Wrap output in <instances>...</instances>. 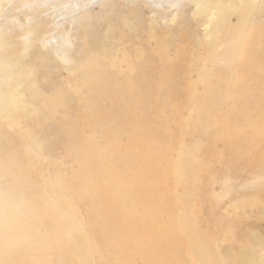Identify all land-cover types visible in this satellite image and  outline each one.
<instances>
[{
	"label": "rangeland",
	"instance_id": "rangeland-1",
	"mask_svg": "<svg viewBox=\"0 0 264 264\" xmlns=\"http://www.w3.org/2000/svg\"><path fill=\"white\" fill-rule=\"evenodd\" d=\"M9 3L0 0V9L5 5L0 11V98L11 97L0 107L5 111L0 121L7 115L28 130L32 184L62 190L61 199L47 194L67 215L68 222L59 228L67 243L88 249L91 264L115 261L76 194L79 185L72 177L80 170L60 129L68 118L86 141L106 146L95 132L96 113L84 104L82 67L95 59L118 82L133 79L140 68L148 70L159 94L149 103L152 113L139 104L132 117L149 115L170 140L162 142L155 132L148 136L154 153L165 155L163 183L159 178L142 186L124 167L111 172L117 181L109 184L111 219L104 235L111 240L116 235L112 242L122 247L130 264H144L141 250L162 258L156 252L162 222L183 240L196 239L192 251H185L183 243L176 248L175 256L184 252L180 264H194L195 258L200 264L202 256L210 264H236L238 254L257 256L264 264V215L254 214L264 206V0ZM171 72L178 88L167 99L163 92ZM130 138L143 142L141 136L120 132L116 154L127 155ZM167 204L176 210L172 220L162 212ZM206 216H211L208 223ZM73 221L81 234L69 227ZM36 233L45 241L50 237L45 226ZM195 234L204 240L203 249ZM68 249L44 250L47 264H68Z\"/></svg>",
	"mask_w": 264,
	"mask_h": 264
},
{
	"label": "bare ground",
	"instance_id": "bare-ground-1",
	"mask_svg": "<svg viewBox=\"0 0 264 264\" xmlns=\"http://www.w3.org/2000/svg\"><path fill=\"white\" fill-rule=\"evenodd\" d=\"M9 1L7 0V5ZM1 9L0 11H2ZM82 71L84 74L83 86L86 89L84 104L96 113L95 132L105 139L106 146L101 149L93 143L92 139L86 141L81 134H78L75 124L68 118H64L60 129L64 132L67 141V153L80 170V174L74 175L72 180H76L79 185L76 194L84 201L90 222L96 228L95 234L100 237L103 247L111 250L114 256L113 264H130L127 256L123 257L125 252L121 249L122 247L117 248L112 242L116 239V235L114 234L111 240L107 234L105 236L102 232V230L106 232L108 223L110 224L109 219H111L108 209L109 201L112 198L109 184L116 180L115 175H111V172L116 171L117 167L128 169L134 180L139 179V182H142V186L146 184V181H155L159 178L163 183L165 176L162 173L161 164L165 155L154 153L148 136L155 132L158 134L157 138L162 142L169 138L160 135V128L154 124L149 115H146L145 118L132 117L135 106L139 104H143L147 114L152 113L149 103L154 99L153 97L159 94V87L149 78L148 70L145 67L136 70L133 79L122 82L115 81L105 66L95 59L84 65ZM173 75L174 72H171L165 82L163 94L167 99L173 98L177 93L178 86L175 83L177 81ZM133 91H135L134 94H132ZM10 99V96L3 100L0 98V107H5V101ZM124 102H126V106L125 109H122L120 106ZM106 103H109L108 107H106ZM3 112L5 111H1L0 114ZM106 127L114 129L112 134L105 132L104 128ZM120 132L131 134L134 137L141 136L143 139L142 144H139L130 138L125 157L115 153L119 147L117 139ZM29 138L28 130L16 120L10 119L6 115L4 120L0 121V264H47V255L43 253L44 250L53 251L61 245L71 246V249L67 250L68 264H75V261L78 260L82 264H91V254L88 249L80 251L75 245L67 243V238L64 239V235L60 234L61 224L66 225L68 222L67 215L57 209L55 202L49 200L47 194L49 191L56 199L64 197L59 185L56 186L58 191L52 186L46 188L45 185L44 189H39L32 184L28 176L26 155L30 143ZM73 210L70 207V213ZM162 212L170 220L174 219V215H176V210L171 204H167ZM254 214L256 216L264 215V206H257L254 209ZM210 217L206 216L204 222L208 223ZM112 223L115 225L114 222ZM68 225L72 231L81 234L78 223L73 221ZM161 225L162 236H160L156 252L159 251L162 258L155 260L148 250L140 251L141 258L144 259V264H153L152 260H155L154 264H180L183 261L184 252L180 251L181 253L179 252L175 256L176 248L183 243L185 244L184 250L189 251L194 247L196 239L191 235L183 240L178 232L165 222H162ZM40 226H45L50 232V237L46 241L39 238L36 233V228ZM195 236L203 249L204 240L200 235L195 234ZM254 236L256 237V235ZM252 239L254 240V237ZM136 241L134 239V247ZM127 246L128 252L134 250L131 244ZM164 253L167 255L166 257H164ZM237 256L236 264H261L257 256L250 257L246 254ZM194 261L196 262V258L191 259L190 262L195 264ZM198 262L210 264L203 256L198 259ZM100 264L106 263L100 260Z\"/></svg>",
	"mask_w": 264,
	"mask_h": 264
}]
</instances>
